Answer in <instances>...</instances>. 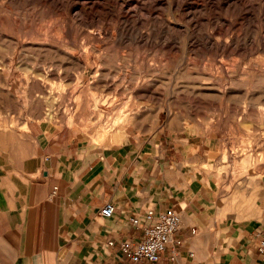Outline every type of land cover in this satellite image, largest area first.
Returning <instances> with one entry per match:
<instances>
[{"label":"rangeland","instance_id":"1","mask_svg":"<svg viewBox=\"0 0 264 264\" xmlns=\"http://www.w3.org/2000/svg\"><path fill=\"white\" fill-rule=\"evenodd\" d=\"M139 1L0 0V133L28 113L97 146L159 138L220 223L263 230L264 0ZM124 28L170 46L112 48Z\"/></svg>","mask_w":264,"mask_h":264},{"label":"crops","instance_id":"2","mask_svg":"<svg viewBox=\"0 0 264 264\" xmlns=\"http://www.w3.org/2000/svg\"><path fill=\"white\" fill-rule=\"evenodd\" d=\"M9 123L0 133V264H264V229L220 223L212 185L188 178L182 149L135 135L97 146L28 113ZM109 202L115 214L104 218ZM170 208L182 224L158 263H133L109 246L139 238L132 219Z\"/></svg>","mask_w":264,"mask_h":264},{"label":"built area","instance_id":"3","mask_svg":"<svg viewBox=\"0 0 264 264\" xmlns=\"http://www.w3.org/2000/svg\"><path fill=\"white\" fill-rule=\"evenodd\" d=\"M115 214L113 203H107L101 210L104 218H112ZM133 225L140 229V236L135 240L109 242V246L133 263H158L167 251L168 245L174 241L182 224L181 214L174 208L166 210H149L143 217L132 219ZM195 233V230H193ZM258 250L264 255V230L259 233ZM174 252V251H173Z\"/></svg>","mask_w":264,"mask_h":264},{"label":"bare ground","instance_id":"4","mask_svg":"<svg viewBox=\"0 0 264 264\" xmlns=\"http://www.w3.org/2000/svg\"><path fill=\"white\" fill-rule=\"evenodd\" d=\"M145 2H142V1H139V4H141V5H145V6H148V7H150L151 9H155L157 6H159L160 5V3H161V0H144ZM163 4V3H162ZM85 12H87V11H85ZM89 13H90V11H89ZM90 15V14H89ZM100 16L103 18V19H106L107 18V14H100ZM121 18H124V20L125 21H127V22H138V19H137V17L135 16V15H133V12L132 11H128V12H126V13H121V14H119V17H118V19L120 20ZM120 31V37L122 38L121 40H119V41H117V42H114L112 45H111V47L112 48H114V49H120L123 45H124V43H125V40H123V39H126V38H131L130 39V42L132 43V44H130V46L131 45H133V44H136V46H137V49L138 50H140V49H142V48H152V49H155V48H160V49H162V50H165V49H168L169 48V46H170V44L167 42V41H165L164 42V40L162 41V43H160V44H158V43H154L153 41H152V39H150V38H148V39H144L143 38V34L142 33H139V31L137 32V35H140V36H128V34H129V30H127L126 28H124V29H122V30H119ZM111 36H114V34H112ZM133 39H135L136 41L134 42V40ZM123 49L125 48L124 46L122 47ZM127 48H128V46H127ZM123 49H121V50H123ZM132 48L130 47V50H131ZM113 50V49H112ZM121 50H120V52H121ZM129 50V51H130ZM133 50V49H132ZM131 50V51H132ZM130 51V52H131ZM117 52V51H116ZM95 77H97V75L95 76Z\"/></svg>","mask_w":264,"mask_h":264}]
</instances>
